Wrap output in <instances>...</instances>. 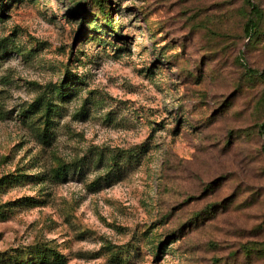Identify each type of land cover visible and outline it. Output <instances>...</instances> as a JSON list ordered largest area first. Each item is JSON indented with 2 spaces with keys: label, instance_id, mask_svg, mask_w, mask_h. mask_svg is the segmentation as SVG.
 <instances>
[{
  "label": "rangeland",
  "instance_id": "rangeland-1",
  "mask_svg": "<svg viewBox=\"0 0 264 264\" xmlns=\"http://www.w3.org/2000/svg\"><path fill=\"white\" fill-rule=\"evenodd\" d=\"M252 2L0 0V264H264Z\"/></svg>",
  "mask_w": 264,
  "mask_h": 264
},
{
  "label": "trees",
  "instance_id": "trees-1",
  "mask_svg": "<svg viewBox=\"0 0 264 264\" xmlns=\"http://www.w3.org/2000/svg\"><path fill=\"white\" fill-rule=\"evenodd\" d=\"M248 4L253 6V16L249 19V21L247 22L246 25V31L250 34H252V31H254L258 26H259V22L260 20L263 18V13L261 11V9L257 6L254 5V3L252 2V0H245ZM249 72L254 73L256 71L248 69ZM263 102H264V95H263ZM260 130L261 133L264 136V121L262 122L261 126H260ZM263 151H264V144H263ZM56 260L62 264L64 263V259L61 255L59 254H55Z\"/></svg>",
  "mask_w": 264,
  "mask_h": 264
}]
</instances>
